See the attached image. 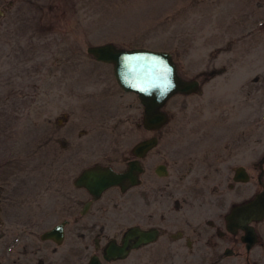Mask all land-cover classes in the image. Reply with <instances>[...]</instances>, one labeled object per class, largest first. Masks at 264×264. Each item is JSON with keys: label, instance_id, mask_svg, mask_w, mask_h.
Returning a JSON list of instances; mask_svg holds the SVG:
<instances>
[{"label": "rangeland", "instance_id": "1", "mask_svg": "<svg viewBox=\"0 0 264 264\" xmlns=\"http://www.w3.org/2000/svg\"><path fill=\"white\" fill-rule=\"evenodd\" d=\"M104 43L168 51L179 75L198 80L199 89L170 98L167 123L145 131L137 95L119 88L111 64L86 52ZM152 134L159 143L151 163L169 169L160 183L174 179L181 188L204 178L207 201V188L219 185L222 214L261 190L264 0H0V244L19 237L21 247L28 232L37 236L67 219L61 264H87L99 227L112 229L104 243L134 222V189L104 194L101 201L128 202L130 213L127 220L118 205L108 223L91 212L82 217L87 196L74 180L95 165L122 169L132 147ZM237 165L251 178L234 192L226 184ZM179 195L161 206L175 213V199L185 206ZM194 222L180 220L170 229L175 237L162 234L107 264H264V219L253 223L258 240L249 251L239 233L213 235L218 250L210 249L209 233L199 238ZM85 228L93 232L88 239L78 235ZM224 247L234 253L221 256Z\"/></svg>", "mask_w": 264, "mask_h": 264}, {"label": "flooded vegetation", "instance_id": "2", "mask_svg": "<svg viewBox=\"0 0 264 264\" xmlns=\"http://www.w3.org/2000/svg\"><path fill=\"white\" fill-rule=\"evenodd\" d=\"M166 124V123H165ZM164 124V125H165ZM164 125L157 129H147L143 126V120H142V126L145 131L148 132H154L159 129H161ZM150 138H155L156 144L152 146L150 149L146 150L144 153L140 152L138 154L133 153V147L145 140H148ZM159 139L156 135L152 134L146 137L141 138L133 147H132V158L126 159L124 162V167L122 169H114L111 165H95V166H104V167H111L117 172H122L127 168L128 162L134 161L135 166L137 168V183L133 187L127 188L126 190L122 191L120 187L115 186L106 189L101 193V195L97 198H95L93 195H91L85 188H81L85 194L86 199L83 200L81 203V209L80 214L82 217L86 215V213L91 212L92 216L91 218H98L101 219L105 217L106 222L111 218L112 215L115 216L114 211L118 205L123 206L121 208V212L127 216H130L129 213V206L128 202H116L115 200H110L109 197L107 199L102 200L104 194L111 189H118L122 194H126L130 189H134V222L128 226H126L120 234V237L117 239L116 237H109L106 239L104 243H101L102 238H104V227L101 226L98 228V232L94 233L93 237V247H94V253L90 255L87 264H89V261L92 257H96L100 264H107L111 262H116L118 260H106L104 258V250L107 246V244L110 241H114L115 243L119 244L121 241V238L124 234V232L130 228V227H137L140 230L148 231V230H156L157 232V238L146 245H142L138 247L137 249H133L129 252V254L133 251L140 250L144 247H147L151 245L152 243L156 242L162 234H169L171 237H175L174 234L170 232L171 227L174 224H178L179 221L184 220L186 222V226H191L190 218L195 221L193 224V227L196 231V234L199 238L203 237V234L209 233V237L207 240L210 242L211 237L213 235L218 236V238L222 240L229 239L230 237L234 236L236 237L239 233L238 237L242 245L244 246L246 251H249L251 247L246 248V244L241 241V236L243 232L240 229H236L234 232L230 231L227 228V222H226V215L229 214L230 210L239 204L245 203L249 200L240 202L238 204H235L229 208V210L222 214V202H221V192L219 185H214L212 188H207L209 193L210 200H206L205 195V184H204V178H193L188 179L184 184H182L181 188H178V184L176 183L178 180L174 179H168L165 181V183H160L162 179H166L169 177V169L167 164L164 163H154L152 165L151 163V157H152V151L156 149L158 146ZM251 159V156L249 157ZM163 168H159V167ZM94 167V166H92ZM241 168L242 171H244L249 179L245 182L237 181L235 180L236 171L237 169ZM259 176L258 181L261 183V177L264 173V168L262 164L259 165ZM251 176L248 173V170L246 167L242 165H237L233 168L232 174L230 176V181L227 182L226 187L236 192L238 185H244L247 184L250 180ZM262 184V183H261ZM264 185V184H262ZM261 185V186H262ZM77 187V186H75ZM262 189V187H261ZM243 194V189L240 190ZM261 191V190H260ZM259 192V191H258ZM257 192V193H258ZM180 193L179 196L182 197V203L185 204V206L182 207L181 202L178 199H175V213L172 210H169V208L164 204V199L167 197H173L174 194ZM255 195V194H254ZM100 201L99 205L96 207H93L96 202ZM161 204H163L161 206ZM185 209V210H184ZM127 211V212H126ZM185 211V212H184ZM110 213V214H109ZM221 218L224 220V230L221 229ZM66 221L64 225V238L61 242H58L54 239H43L42 235L44 232L51 230L54 226L57 224ZM107 223V227H108ZM256 223V222H253ZM252 223V225H253ZM68 224L67 219H63L62 221L52 225L51 227L43 230L40 232L37 236L33 232H28V237H26V242L23 244V246H19V237L12 238L11 240L1 241L0 244V264H61V246L65 239V227ZM203 227V228H202ZM205 227V228H204ZM90 230L97 231L95 229V225L92 224L89 227ZM106 230H112L111 228H107ZM84 232H79L78 235L82 239H88L90 238V235L93 233L92 231H88L87 228L83 229ZM3 233H0V237H2ZM175 234L178 236V238L183 236V233L179 230L175 232ZM35 237L37 240H35ZM190 238H187V243L189 246ZM210 249L216 248V244L214 242H210L209 245H207ZM87 247V246H86ZM221 256H228L232 255L234 252L229 247H224L221 249ZM76 250H70V255H73ZM229 252V253H227ZM122 260V259H121Z\"/></svg>", "mask_w": 264, "mask_h": 264}, {"label": "water", "instance_id": "3", "mask_svg": "<svg viewBox=\"0 0 264 264\" xmlns=\"http://www.w3.org/2000/svg\"><path fill=\"white\" fill-rule=\"evenodd\" d=\"M86 52L96 61L111 64L118 86L123 91L137 95L143 106V126L147 129H157L167 122V114L162 108L172 96L190 94L199 89L198 80H185L178 74L172 55L167 51L142 47L121 48L112 43H104L88 46ZM126 57H142V60L134 61V65L138 68L141 65L151 67V74L149 75L145 71L130 73L128 71L130 65L126 63ZM165 86L166 90H164ZM155 144V138H150L135 145L132 151L136 154L144 153ZM263 162L264 158L261 161V168ZM234 178L242 182L249 179L241 168L237 169ZM136 183L137 168L134 161L128 162L127 168L122 172L104 166L86 168L74 180L75 186L85 188L95 198L108 188L118 186L124 191ZM225 219L230 231L234 232L236 229H240L243 232L241 241L249 249L257 240L252 223L264 219V185L252 199L234 206ZM65 223L66 221H63L51 230L44 232L42 238L61 242L64 238ZM156 238V230L143 231L137 227H130L124 232L119 244L114 241L107 244L104 258L106 260L125 259L131 250L153 242ZM89 264L100 263L96 257H92Z\"/></svg>", "mask_w": 264, "mask_h": 264}, {"label": "snow or ice", "instance_id": "4", "mask_svg": "<svg viewBox=\"0 0 264 264\" xmlns=\"http://www.w3.org/2000/svg\"><path fill=\"white\" fill-rule=\"evenodd\" d=\"M126 59V63L128 64V65H130V67L128 68V71L130 72V73H136V72H139V71H145V72H147L149 75L151 74V71H152V69H151V67H145V66H143V65H141L139 68L138 67H136L135 65H134V61H138V60H142L143 58L142 57H126L125 58ZM164 90H166V86H165V89Z\"/></svg>", "mask_w": 264, "mask_h": 264}]
</instances>
